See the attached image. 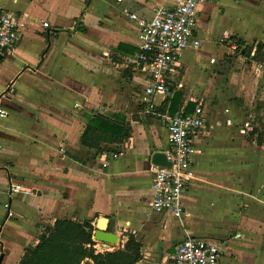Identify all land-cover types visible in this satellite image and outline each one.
<instances>
[{
  "label": "crops",
  "instance_id": "obj_1",
  "mask_svg": "<svg viewBox=\"0 0 264 264\" xmlns=\"http://www.w3.org/2000/svg\"><path fill=\"white\" fill-rule=\"evenodd\" d=\"M173 4L0 0L22 32L13 53L0 58V264H18L57 218L89 221L95 252L123 248L133 234L141 243L134 264H166L187 235L218 242L216 264H264V59L251 58L264 45V0L198 3L200 44L186 46L168 84L175 111L201 103L206 127L193 139L184 213L151 208V155L171 147L160 118L143 112L148 80L128 61L139 44L130 13L150 18ZM225 34L252 46L250 55L223 44ZM162 99L154 97L157 105ZM253 108L263 116L248 134ZM113 113L129 126L126 138L97 148L81 143L89 116ZM10 183L21 190L8 198ZM101 223L115 243L94 239Z\"/></svg>",
  "mask_w": 264,
  "mask_h": 264
},
{
  "label": "built area",
  "instance_id": "obj_2",
  "mask_svg": "<svg viewBox=\"0 0 264 264\" xmlns=\"http://www.w3.org/2000/svg\"><path fill=\"white\" fill-rule=\"evenodd\" d=\"M206 1L210 0H174L172 6H157L150 18L130 13L139 25V44L128 61L148 80L143 87V112L160 118L168 132L171 147L166 153L170 164L153 165L150 205L156 212H167L177 218L184 213L181 198L193 175V139L205 127V113L201 103L191 111L181 109L170 112L167 101L165 109L160 110L158 106L161 104L157 105L154 97L162 95V102L172 97L169 74L178 65L186 46H199L196 35L197 5ZM47 24L43 22V26ZM21 36L16 17L0 6V58L13 53ZM236 40L229 34L220 38L223 44L230 47L237 45ZM18 190H21L20 185L10 183L6 191L8 198ZM4 207L9 208L8 200H5ZM8 213L11 214V211ZM220 255L218 242L187 235L175 245L166 264H216Z\"/></svg>",
  "mask_w": 264,
  "mask_h": 264
},
{
  "label": "trees",
  "instance_id": "obj_3",
  "mask_svg": "<svg viewBox=\"0 0 264 264\" xmlns=\"http://www.w3.org/2000/svg\"><path fill=\"white\" fill-rule=\"evenodd\" d=\"M236 51L248 57L252 46L243 45L239 39ZM243 45V46H242ZM121 44H119L120 48ZM256 61L264 59V45L258 43L251 57ZM169 101L168 110H176V92L168 100L163 101L160 110H164ZM264 109V99L262 102ZM130 128L124 122L121 114L110 116L95 114L89 116L88 122L81 133V143L90 147H99L102 140L121 142L129 135ZM256 141H262L258 135ZM93 227L89 221H77L57 218L51 226H47L39 234L37 242L25 249L18 264H80L89 258L94 264H134L140 259L141 243L133 234L128 238L123 248L113 251L95 252L92 247Z\"/></svg>",
  "mask_w": 264,
  "mask_h": 264
},
{
  "label": "water",
  "instance_id": "obj_4",
  "mask_svg": "<svg viewBox=\"0 0 264 264\" xmlns=\"http://www.w3.org/2000/svg\"><path fill=\"white\" fill-rule=\"evenodd\" d=\"M151 163L153 165H169L170 161L167 159L166 153L157 150L154 151L151 155ZM100 228L94 231L93 237L94 239L104 241V242H109V243H115L116 242V235L114 233H111L110 231L104 230L103 224H98Z\"/></svg>",
  "mask_w": 264,
  "mask_h": 264
},
{
  "label": "rangeland",
  "instance_id": "obj_5",
  "mask_svg": "<svg viewBox=\"0 0 264 264\" xmlns=\"http://www.w3.org/2000/svg\"><path fill=\"white\" fill-rule=\"evenodd\" d=\"M233 39H238L237 37H235V36H231ZM263 115H262V113L260 112V111H258L257 109H255V108H253L252 110H251V112H250V114L248 113V115H247V120L249 121V125H248V128H247V133L249 134L250 133V130L253 128V127H255V126H257V127H259V118L260 117H262ZM205 127H206V125H205ZM204 127V128H205ZM258 129V131L260 132V130H259V128H257ZM258 132L256 131L255 132V135L257 134ZM249 136V135H248ZM249 138H250V136H249ZM262 238H263V242L262 243H264V235L262 236Z\"/></svg>",
  "mask_w": 264,
  "mask_h": 264
}]
</instances>
